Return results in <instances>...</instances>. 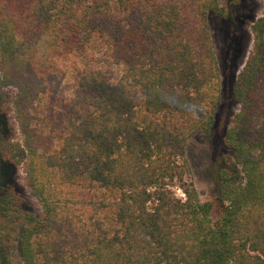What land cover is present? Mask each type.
Returning a JSON list of instances; mask_svg holds the SVG:
<instances>
[{
	"label": "trees",
	"instance_id": "obj_1",
	"mask_svg": "<svg viewBox=\"0 0 264 264\" xmlns=\"http://www.w3.org/2000/svg\"><path fill=\"white\" fill-rule=\"evenodd\" d=\"M233 1L0 0L22 135L4 143L0 115V164L42 206L22 214L0 180V264H264V17L223 94L209 17L235 22ZM216 125L212 203L187 148Z\"/></svg>",
	"mask_w": 264,
	"mask_h": 264
},
{
	"label": "rangeland",
	"instance_id": "obj_2",
	"mask_svg": "<svg viewBox=\"0 0 264 264\" xmlns=\"http://www.w3.org/2000/svg\"><path fill=\"white\" fill-rule=\"evenodd\" d=\"M233 3L235 4L233 8V12L236 14L235 22H229L216 14H211L209 17L211 37L220 69V87L225 95H227L230 87L232 74L230 68H233L232 79L235 83L234 85H236L240 74L254 51L252 26L260 18L264 17V0H234ZM234 24L236 31L230 28ZM231 50L234 52L233 56L230 55ZM230 57H233L231 63ZM17 96L18 91L14 87L4 88L1 94L0 115L4 127V143L15 144L22 142L15 108ZM240 110L241 105L237 103L233 104V107L228 110L223 104L218 114V117L222 119L220 126H223V120L226 119L225 126L230 128L234 116ZM219 145H221V141H219V135H217V125L214 127L211 137L195 136L188 144L187 158L191 165L189 177L199 191L200 198L203 202L215 203V185L212 168L215 163V153L217 154L219 152L217 151ZM0 180L4 181L6 186L16 194L18 207L14 204L13 208L15 210L17 207L22 214H34L39 218L42 213V206L32 196L27 186L24 165H16L10 161L0 164ZM216 214L217 211H215L214 215ZM10 239L11 241L8 244L10 247L7 253L9 256H15L17 251L15 248L16 244L12 238ZM13 259L16 260L14 257Z\"/></svg>",
	"mask_w": 264,
	"mask_h": 264
}]
</instances>
